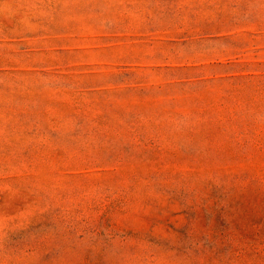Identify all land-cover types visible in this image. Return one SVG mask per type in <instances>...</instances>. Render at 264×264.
I'll list each match as a JSON object with an SVG mask.
<instances>
[{
	"label": "rangeland",
	"instance_id": "obj_1",
	"mask_svg": "<svg viewBox=\"0 0 264 264\" xmlns=\"http://www.w3.org/2000/svg\"><path fill=\"white\" fill-rule=\"evenodd\" d=\"M0 264H264V0H0Z\"/></svg>",
	"mask_w": 264,
	"mask_h": 264
}]
</instances>
